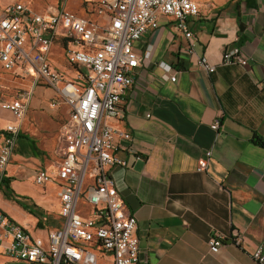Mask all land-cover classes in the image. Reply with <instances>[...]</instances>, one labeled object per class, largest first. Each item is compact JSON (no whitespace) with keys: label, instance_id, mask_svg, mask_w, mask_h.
<instances>
[{"label":"crops","instance_id":"crops-1","mask_svg":"<svg viewBox=\"0 0 264 264\" xmlns=\"http://www.w3.org/2000/svg\"><path fill=\"white\" fill-rule=\"evenodd\" d=\"M191 1L199 5V15L187 20L191 39L173 19L160 16L158 28L134 45L137 55L149 56L133 72V86L110 121L131 137L118 140L117 157L126 167H114L111 177L137 219L142 264H257L251 254L264 238V148L254 139L264 143V0ZM232 48L249 59L248 67L222 65ZM200 60L215 72L200 69ZM160 63L172 68L175 82ZM6 81L31 88L27 79L9 75ZM19 91L2 90L0 96L11 100ZM53 99L50 89H34L3 175L6 196L0 186V214L33 237L46 238L62 226L61 189L34 182L39 170L60 161L58 130L67 114L64 106L50 107ZM215 122L217 131L211 129ZM12 123L13 116L0 109V145ZM207 152V169L198 172ZM233 231L241 235L239 246L230 239ZM215 232L226 238L212 254L208 240ZM0 264L23 263L0 247Z\"/></svg>","mask_w":264,"mask_h":264},{"label":"built area","instance_id":"built-area-1","mask_svg":"<svg viewBox=\"0 0 264 264\" xmlns=\"http://www.w3.org/2000/svg\"><path fill=\"white\" fill-rule=\"evenodd\" d=\"M92 1L97 20L70 12L64 4L43 12L16 2L0 6L1 69L31 81L30 89H22L11 100L0 96V109L14 118L5 127L0 145V186L34 89L40 85L50 89L54 93L50 107L64 106L67 114L58 130V167L39 170L34 177L38 187L56 183L61 189L62 226L46 238L33 237L0 214V247L23 264H97L98 255H106L110 264H142L137 219L111 177L114 167H126L117 157L118 140L131 137L115 130L110 121L117 118L121 97L133 86V72L149 56L137 55L135 43L147 30L158 28L160 16L173 19L176 30L191 39L187 20L199 15V5L191 0ZM57 41L77 83L68 82L51 66L49 58ZM249 63L236 48L227 49L222 57L223 66L244 68ZM159 67L170 82L176 81L169 65ZM198 67L215 72L205 60ZM2 83L0 78V91ZM218 128V122L211 125L213 131ZM209 157L207 152L198 162V172L207 169ZM225 238L213 233L209 251L217 254ZM230 239L239 246L241 235L233 231ZM251 258L264 264V238Z\"/></svg>","mask_w":264,"mask_h":264},{"label":"rangeland","instance_id":"rangeland-1","mask_svg":"<svg viewBox=\"0 0 264 264\" xmlns=\"http://www.w3.org/2000/svg\"><path fill=\"white\" fill-rule=\"evenodd\" d=\"M14 2L25 4L35 12H43L49 8H56V5L59 6L64 4L67 10L70 12L80 15H84V13L86 12L87 18L91 20H97V17L94 13V5H91L90 3L91 0H0V4ZM52 52L53 54L49 58L52 67L56 68L68 82L74 81L76 76H71L74 73L70 69L64 58L62 45L59 41L55 43ZM9 75L12 76V74L3 71L0 66V78L3 82V91L12 94L16 89L22 90V88L20 87L11 86L10 84H8L6 80ZM97 264H110V260L106 255H98Z\"/></svg>","mask_w":264,"mask_h":264},{"label":"trees","instance_id":"trees-1","mask_svg":"<svg viewBox=\"0 0 264 264\" xmlns=\"http://www.w3.org/2000/svg\"><path fill=\"white\" fill-rule=\"evenodd\" d=\"M254 143H255V145H257V146H259V147H261V148H264V143H263V141L262 140H260V139H258V138H255L254 139ZM1 188L3 189V191H4V195L6 196V190H7V186H6V180H2V182H1Z\"/></svg>","mask_w":264,"mask_h":264}]
</instances>
